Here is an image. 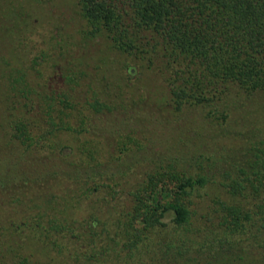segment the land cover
<instances>
[{
	"label": "trees",
	"instance_id": "1",
	"mask_svg": "<svg viewBox=\"0 0 264 264\" xmlns=\"http://www.w3.org/2000/svg\"><path fill=\"white\" fill-rule=\"evenodd\" d=\"M74 2L83 40L106 38L162 82L155 127L90 132L95 115L128 107L101 98L71 50L59 94L14 71L0 193L18 220L0 225V264H43L16 244L24 231L42 254L70 247V264H264V0Z\"/></svg>",
	"mask_w": 264,
	"mask_h": 264
},
{
	"label": "rangeland",
	"instance_id": "2",
	"mask_svg": "<svg viewBox=\"0 0 264 264\" xmlns=\"http://www.w3.org/2000/svg\"><path fill=\"white\" fill-rule=\"evenodd\" d=\"M83 30L84 25L77 15L74 0H0V93L8 86L16 70L25 72L27 85L39 94L56 95L65 91L67 86L59 56L62 50H71L68 53L69 60L74 58L81 64L80 68L86 72L91 86L99 92V96L112 102L122 101L128 107L126 111L95 115L91 123L96 126L90 128V132L100 127L109 130L119 124H138L141 117L147 118L142 122L147 129L154 128L150 122L156 114L149 117V111L156 101L162 100L160 79L154 73L139 68L138 61L133 60L132 56L113 49L106 38L83 40ZM84 91L85 87H73L70 95L76 100H82L86 95ZM27 96L34 97L33 94ZM157 119L160 121V118ZM157 127L161 130L164 126L158 123ZM67 143L72 142L68 140ZM150 154L148 151L146 156ZM126 160L129 161V158L126 157ZM7 198L6 193H0V225L9 219L18 220L16 216L10 215L12 205L1 203H6ZM24 210L26 208L22 212ZM17 212L19 215L22 213L19 209ZM95 212L101 219H109L112 215L104 205H100L99 211ZM87 213L85 203L75 216L80 219ZM27 234L24 231L15 240L17 245L23 246L25 253L30 252L43 264H70L67 256L71 252L70 244L67 255H45L39 252L36 243L26 238L29 236Z\"/></svg>",
	"mask_w": 264,
	"mask_h": 264
}]
</instances>
